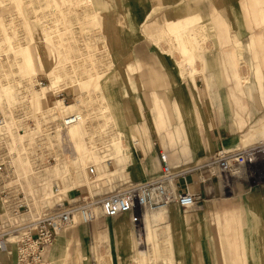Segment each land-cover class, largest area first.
<instances>
[{"label":"rangeland","instance_id":"rangeland-1","mask_svg":"<svg viewBox=\"0 0 264 264\" xmlns=\"http://www.w3.org/2000/svg\"><path fill=\"white\" fill-rule=\"evenodd\" d=\"M203 1L207 6L206 10L202 12L190 9L187 13L188 16L199 12L203 16L202 20L195 25L183 23V30L177 32L176 27L171 26L172 22L166 21L161 15L164 0H159L160 4L158 2L157 5L155 4L154 12L142 26L137 25V18H134V22L132 15L133 11L138 9V0H0V110L4 112L8 120L53 111L63 115L70 110H78L83 116L79 135L73 137L70 134V129H74L78 123L68 131L78 160L75 162L74 156L69 158V162L52 166L45 176L43 189L34 191V195H52L54 178L63 189L56 196L58 201L65 198L72 200L71 189L74 186L86 185L92 189L90 191L93 195L125 187L132 179L129 170L131 159L135 156V152L132 155V148L133 150H135L134 147L143 148L144 141L151 138L148 122L152 120V116L158 124L160 118L161 125L166 121L165 132L170 130L169 144L163 145L162 148L170 154L172 163H178L182 155L188 154L184 144L186 141L184 123L181 122L176 128L171 126L174 115L181 119L178 102L173 100L171 93L163 90L160 91L162 94L153 92L155 103L159 106H156L155 113L150 111L152 97L143 91L141 85V75L146 72V66L138 58L139 53L135 48L138 46L139 39L140 41L145 39L140 33H145L146 39L151 40L153 46L144 50L142 54H146L148 61L152 64L158 63L157 56H163L166 51L171 52L179 61L185 59L189 67L196 59H199L203 62L201 70L205 72L206 65L203 58L210 56L213 51L210 21L213 11L209 6L213 0ZM240 2L241 13L252 41L251 47L247 50L252 62L251 66L245 64L244 51L237 48L239 57L237 68L243 79L244 91H237V94L240 95V104L243 105L247 98L255 100L252 93L248 97L245 91L247 88L251 89L252 92L260 94V101L264 105V63L261 66L258 55V52L261 53L264 50V16L256 18L252 13V7L264 13V0H240ZM113 22L116 24L112 26L113 29L118 30L123 39L122 42H114L112 46L110 34L106 28L108 24H114ZM154 24L161 27L157 28ZM260 29L262 32L253 34ZM235 36V45L240 46L239 37L237 34ZM256 37L259 40H256ZM176 42L179 48L171 50L169 47L176 46ZM51 45L54 54L49 52L48 46ZM164 46L168 48L165 49ZM37 53L38 58H36ZM158 67L159 70L153 69L152 75L155 77L158 75L157 78H161L160 71L163 72V70L161 66ZM96 74L99 75V79L96 78L98 77ZM50 76H55L58 82L57 89L53 93L65 89L70 96L74 97L70 105H63L62 100L57 97L50 98V101H43L42 96L35 92V89L37 91L41 88L49 91ZM41 79L45 81V84L39 87L36 84ZM76 82L79 86L75 88ZM112 94L115 95L114 98ZM51 95V93L45 94L43 98ZM233 99L237 104L236 99ZM126 107H129L128 112L125 111ZM164 108L169 111H165ZM114 110H123L118 120ZM174 129H177L178 138L172 134ZM250 129L251 127L245 130L244 135ZM128 131H136L140 135V137L138 135L133 137L139 145L133 141ZM77 142L82 143V152L90 148L91 155L101 158V160L98 159V163L90 162V164H96L99 170L95 181L89 176L87 178L84 172L82 160L77 152ZM263 143L262 134L252 136L244 142L241 138L243 147ZM117 158H120L122 162L119 163ZM110 161L113 163L111 167ZM257 179L259 178L256 177ZM227 183L226 180L223 196L228 194ZM146 213L153 212H144L143 215ZM148 219L143 231L142 219L140 217L136 219L131 214H122L117 217H104L99 214L98 218L89 224L62 230L61 232L67 231L68 237L73 229L81 234L69 245L68 264H147L144 259L140 261L134 258L132 256L134 247L125 243L121 245L119 239L122 237L124 240L127 239L126 229L132 230L134 236L139 237L147 233L149 226L158 239L160 256L155 257L153 244L150 242L145 246L148 250V264H175L169 214L160 216L154 226L151 220L149 224ZM221 231L224 232V230ZM62 235L47 248L46 262L48 264H63L62 260L56 262L53 260L55 253L63 252L68 244L67 238H62ZM117 237L118 244H116ZM231 242L229 240L227 244L224 243L232 248V253L236 256V244ZM76 246L79 249L80 258L76 255ZM81 246L84 249H81ZM145 247L141 243L137 249ZM237 259L239 264L240 262L247 264V259L244 261H241L239 257ZM238 263L235 257L234 264Z\"/></svg>","mask_w":264,"mask_h":264},{"label":"crops","instance_id":"crops-1","mask_svg":"<svg viewBox=\"0 0 264 264\" xmlns=\"http://www.w3.org/2000/svg\"><path fill=\"white\" fill-rule=\"evenodd\" d=\"M164 1L161 15L166 21L172 22L171 26L176 27L177 32H181L186 23L195 25L202 20L203 16L199 12L187 16L190 9L202 12L207 9L203 0ZM138 2V9L134 10L132 15L133 19L137 18V25L142 26L154 12L159 0ZM240 3V0H213L209 3L213 11L210 20L213 51L210 56L203 58L205 72L201 70L203 62L199 59L189 67L185 59L179 61L171 52L166 51L163 56H157L158 63L152 64L146 54L142 53L150 49L153 42L146 39L145 33H140L145 39H139L135 49L139 53L138 58L146 66V72L141 75V85L143 91L152 97L150 111L155 113L156 106H159L153 101L154 93L162 94V90L170 92L173 100L178 102L181 112V119L173 116L171 126L176 128L183 122L186 130L184 144L188 154L182 155L180 161L175 164L202 165L221 148H246L242 146L241 138L244 142L252 136H264V105L260 101V94L247 88L245 91L248 97L252 93L255 100L247 98L243 105L240 104L241 98L237 94V91L244 92L243 79L237 68V48L243 49L245 64L251 66L252 62L247 52L252 41ZM252 8L254 17L264 16L258 8ZM154 26L161 27L157 24ZM259 32H262V29L253 34ZM236 34L241 42L240 46L235 45ZM169 48L172 50L179 47L177 44ZM258 55L262 66L264 50L258 52ZM158 66L163 70L160 71L161 78L152 75L153 69L159 70ZM192 72L194 74H191ZM164 110L169 111L166 108ZM151 118L148 122L150 140L144 141L143 148L139 146L133 150L131 147L132 155L135 152V156L131 159L129 167L132 176L129 181L150 179L160 172V151L163 145L169 144L170 130L164 131L166 121L161 125L154 121L153 116ZM249 127L251 129L248 134L244 135ZM172 134L177 136V129H174ZM256 177L259 179L256 180ZM204 178H210L205 167H200L188 175L190 188L201 195L194 209L186 211L177 204H172L164 213L155 214L153 218L149 216V224L154 226L160 216L169 214L175 264H234L235 257L236 263L239 257L241 261L247 259V264H264V158L260 156L256 163L241 166L235 173L212 176L203 182ZM226 180L228 194L223 196ZM183 189L184 182L180 181V190ZM73 194L86 195L87 189L85 186L74 187ZM146 221L147 218H144V226ZM144 236L146 246L152 242L155 257L160 256L158 239L150 226ZM229 240L236 244V256L233 255L232 248L226 246Z\"/></svg>","mask_w":264,"mask_h":264},{"label":"built area","instance_id":"built-area-1","mask_svg":"<svg viewBox=\"0 0 264 264\" xmlns=\"http://www.w3.org/2000/svg\"><path fill=\"white\" fill-rule=\"evenodd\" d=\"M44 84L41 79L36 85ZM52 97L62 98L68 105L74 98L65 89ZM82 117L80 111L70 110L58 116L51 112L8 120L0 110V254L15 245L16 264H48L46 250L59 232L78 223L89 224L99 214L116 217L129 213L137 219L144 212L168 209L172 204L192 210L201 195L190 188V173L205 167L210 178L219 177L256 163L260 156L264 158V143L243 149L222 148L204 164L193 166L173 164L170 154L162 149L160 172L150 179L128 181L123 188L97 195L82 185L79 187L87 188L86 195L58 201L56 196L62 189L54 178L52 195H34V191L43 189L52 166L74 158L75 147L68 131ZM112 165L110 161L109 166ZM86 171L95 181L99 173L97 165L89 164ZM180 181L184 182L183 190ZM0 264L7 263L0 257Z\"/></svg>","mask_w":264,"mask_h":264},{"label":"bare ground","instance_id":"bare-ground-1","mask_svg":"<svg viewBox=\"0 0 264 264\" xmlns=\"http://www.w3.org/2000/svg\"><path fill=\"white\" fill-rule=\"evenodd\" d=\"M217 2H218V0H217ZM106 21H108L107 19H105ZM114 23V22H113ZM116 24L114 23V24H108L107 25V30H108V32H109V34H110V36H109V38H110V43L112 44V46L114 45V42H122V39L123 38H121V36L119 35V32H118V30L116 31V29L114 30L113 29V27L112 26H115ZM114 30V31H113ZM256 36V35H255ZM256 40H259L257 37H256ZM258 42V41H257ZM47 45V44H46ZM48 47H50V48H48L49 49V52L50 53H52V54H54V50L53 49H51V48H53L52 47V45L51 46H48ZM43 48H45V47H43ZM46 49V48H45ZM38 56H39V54L37 53V57L36 58H38ZM96 76H98V77H96L97 79H99V75H97L96 74ZM51 78H49V87H50V89H49V91H44L45 89H43V88H41L40 90H37L36 91V89H35V92H38V94L40 95V96H42V99H43V101H50V97H47V98H43V96L45 95V94H48V93H51V94H53V92L57 89V84H58V82H57V80H56V77L55 76H50ZM107 78H109V77H107ZM77 86H79V84L76 82L75 84H74V87L76 88ZM40 91H42V92H40ZM59 92V91H58ZM57 92V93H58ZM105 93V92H104ZM114 94H112V98H114ZM59 99H61L62 100V104L63 105H65L66 103H64V101H63V99L62 98H59ZM158 100V99H157ZM153 101H155V98H153ZM156 105H157V103H156ZM111 110H112V107H111ZM115 111V113H116V119L118 120V116L119 115H121V113L123 112V110H114ZM125 111L126 112H128L129 111V107H126L125 108ZM53 114L54 115H56V116H58L59 114H57V113H55L54 111H53ZM61 115V114H60ZM82 119H83V117H82ZM77 124V123H76ZM159 124H161V118L159 119ZM75 125V124H74ZM73 125V126H74ZM80 125H82V121L80 122V123H78V125H76L75 127H74V129L73 128H71L70 129V134L74 137V136H76V135H79V127H80ZM72 127V126H71ZM129 132V131H128ZM129 134H130V136H132V138L134 137V136H136V135H138L139 137H140V135L136 132V131H130L129 132ZM150 140V139H149ZM133 141L136 143L137 141H136V139H134L133 138ZM138 143V142H137ZM115 145H117V144H115ZM114 145V146H115ZM76 147H77V152H78V155H79V157H80V159L82 160V162H81V165L84 167V172H86L85 174H86V176H87V178H88V174H87V171H86V168H87V166L90 164V162L91 161H96L97 163H98V159H100L101 160V158H99L98 156H96V155H91L90 154V151H91V149L89 148V149H86V150H83V152L81 151V147H82V143L80 142V143H76ZM119 149V148H118ZM118 149H116V150H118ZM83 153H84V155H83ZM117 153V152H116ZM116 157H118V153H117V156ZM75 158H76V160H75V162L78 160V156H77V154H76V150H75ZM117 160H118V162L119 163H121L122 162V160L120 159V158H117ZM75 168H76V164L74 165V167H73V169L75 170ZM79 186H82V185H79ZM79 186H74V187H79ZM74 187H72V189H71V192H72V196H73V198H74V194H73V188ZM90 190H92V189H90ZM61 191H63V189L61 190ZM167 209H160V210H156V211H152L153 213H146V214H144L142 217H141V219H142V231L144 230V218H149V216H152V218H153V216L155 215V214H162V213H164L165 211H166ZM126 214H129V213H126ZM117 217V216H116ZM77 225H86V224H82V223H78ZM77 225H75V226H77ZM74 226V227H75ZM73 227V228H74ZM123 226H121V228H122ZM123 228H125V227H123ZM125 233L126 234H128V237H127V239H123V237L121 238V239H119V242H121V245L123 244V243H125L126 245H131V246H133L134 248L132 249V256L134 257V258H138V260H143L144 262H147V264H148V258H147V254H148V251H147V247H145L146 246V240H145V236L144 235H142V236H140L139 235V237H136V236H134V233H133V231L132 230H130L129 231V229H126V231H125ZM63 234V235H62ZM60 235H62V238H67L66 239V241L68 242V244H67V246H66V248H65V250L63 251V252H57V253H55V255H54V257H53V260H54V262H56V261H59V260H62L63 261V264H68V258L67 257H69V255H68V251H69V245L74 241V240H76L77 238H79L80 237V232L78 231V230H76V229H73V231H72V233L70 234V238L67 236V231L65 230V231H63V232H59V234H58V236H57V238H56V240H55V242L57 241V239H58V237L60 236ZM54 242V243H55ZM54 243H52L51 245H53ZM144 244V247L145 248H142V249H137V246L138 245H140V244ZM116 244H118V237H117V239H116ZM78 246V245H77ZM75 247V251H76V255H77V257L78 258H80V253H79V249H78V247ZM81 249H84V247L82 248V246H81ZM9 250L10 251H7V252H1V254H0V257H1V259H3L7 264H9V262L10 263H12V264H16V247H15V245H11L10 247H9ZM137 252V253H136ZM46 253H47V250H46ZM45 253V254H46ZM80 259H78V261H79Z\"/></svg>","mask_w":264,"mask_h":264}]
</instances>
